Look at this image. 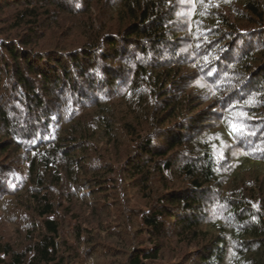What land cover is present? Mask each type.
<instances>
[{"label": "trees", "instance_id": "obj_1", "mask_svg": "<svg viewBox=\"0 0 264 264\" xmlns=\"http://www.w3.org/2000/svg\"><path fill=\"white\" fill-rule=\"evenodd\" d=\"M8 150L0 264H264V0H0Z\"/></svg>", "mask_w": 264, "mask_h": 264}, {"label": "rangeland", "instance_id": "obj_2", "mask_svg": "<svg viewBox=\"0 0 264 264\" xmlns=\"http://www.w3.org/2000/svg\"><path fill=\"white\" fill-rule=\"evenodd\" d=\"M188 92L191 94L192 91L190 90ZM46 96H48V95H46ZM194 107H197V104H195ZM205 108H206V106L202 105L198 109L197 113L198 114L201 113V115H202V112L204 111ZM1 143H2V141H1ZM10 152H11V150H8L6 152L3 151L0 154V156H1L0 160L3 161V162L5 160H8L9 156H10ZM98 190H100V189H98ZM127 191H129L128 188H127ZM110 192L111 191H109L110 196H113L115 194V193H110ZM66 205L67 204H65V206ZM3 209L0 208V236L4 234V235H6V237L9 240H12L11 242L13 244H18L19 245V244L22 243V241L20 239L23 237V235H25V227L23 225L22 217H23V215H26V213L22 214V209L18 208L15 205L13 199L12 200L10 199V201L7 203V205ZM90 214H91V210L88 209L87 212H86V216H85V218H86L85 221L87 223L85 222L86 225H84V227L88 226L90 228L92 226V227H95V229H97L96 226H97L98 223L90 224L87 221L88 219L92 221V219L89 218ZM27 217H30V219H31L30 214ZM75 221L76 220L72 219V217L69 216V217L65 218L64 225H63V228H64L63 230H64V234H65V236L63 238H64V240H65V238H67V240H68L67 243L69 244V246H77V242L75 243V241L71 237V234L69 233L71 230H73V227L75 225ZM95 235H97L96 238H99L100 237V232L99 231L96 232ZM84 256H85V254H84Z\"/></svg>", "mask_w": 264, "mask_h": 264}, {"label": "snow or ice", "instance_id": "obj_3", "mask_svg": "<svg viewBox=\"0 0 264 264\" xmlns=\"http://www.w3.org/2000/svg\"><path fill=\"white\" fill-rule=\"evenodd\" d=\"M233 129L234 130H237V131H242L243 130V126H238V125H232Z\"/></svg>", "mask_w": 264, "mask_h": 264}]
</instances>
